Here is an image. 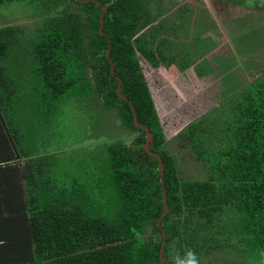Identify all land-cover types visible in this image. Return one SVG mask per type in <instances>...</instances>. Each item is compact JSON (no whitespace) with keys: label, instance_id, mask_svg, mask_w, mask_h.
<instances>
[{"label":"trees","instance_id":"obj_1","mask_svg":"<svg viewBox=\"0 0 264 264\" xmlns=\"http://www.w3.org/2000/svg\"><path fill=\"white\" fill-rule=\"evenodd\" d=\"M12 1L0 0V7ZM21 1L50 13L27 35L18 24L0 25V264H174L186 249L200 264H264V76L238 87L239 98L223 108L226 120L216 109L211 117L197 114L171 140L135 43L148 44L161 25L174 34L178 14H192L190 3L99 0L107 6L102 33L103 7L94 0ZM163 16L169 20L159 25ZM109 41L121 91L164 163L168 263L160 258L158 159L144 150L146 132L117 91ZM166 41L162 36L158 54L145 48L153 61L170 57ZM76 85L83 92L93 86L105 104L117 105L130 132L106 146L90 174L53 137ZM179 138L206 165V179L182 176L168 145Z\"/></svg>","mask_w":264,"mask_h":264},{"label":"rangeland","instance_id":"obj_2","mask_svg":"<svg viewBox=\"0 0 264 264\" xmlns=\"http://www.w3.org/2000/svg\"><path fill=\"white\" fill-rule=\"evenodd\" d=\"M168 1L172 3V0ZM246 3L248 6L243 4L230 6L229 3L222 0H207L203 6L201 0H191L192 14L176 19L183 23L175 36L178 39L171 38L170 50L172 52L166 61L157 60L152 63L149 56L146 55L144 48L156 49L157 52L154 43L146 44L142 41L135 43L158 106L160 118L166 123L165 127H169V130L172 131L170 132L168 129L165 131L168 139L172 140L177 137L176 135L172 138L173 132L183 129L192 120L187 121V117L189 119L191 116H195L191 115L192 110L187 106L192 104V100L196 102V94L201 101L203 96L199 98L200 93L208 85L203 82L197 84L194 81V76L190 73L183 78V70L175 64V55L176 53H185L183 47L185 44H190L192 40L200 42L198 47L194 49V54L197 57L207 48L212 49L217 44L227 43L226 39L230 40L237 36L235 43L239 46V52L242 54L245 49L252 50V53L249 52V54H253V61L256 60L254 62L255 67L261 63L258 61V57L264 59V0H246ZM220 4L228 7H219ZM44 8L46 7L41 6L38 11L35 4L21 0L9 2L0 7V25L18 24L25 29L26 35L30 32L33 33L35 27L45 21L47 14L50 13L48 9L42 12ZM183 25L184 27H182ZM171 32L169 30L168 35ZM167 39L170 40V38ZM249 41L252 45L248 44ZM228 47L230 46L228 45ZM215 50L216 47L211 52ZM225 55L231 58L235 56L229 50L225 52ZM146 58H148L147 61ZM189 58L192 59L187 55L185 61L188 62ZM235 63H237L236 60L231 64L234 65ZM189 64L184 63V66ZM240 68L243 66L240 65ZM186 80L188 82L183 83ZM157 83L162 86L159 88ZM91 89L92 91L83 92L79 86L74 87V98L69 100V103L65 105V110H62L61 124L57 126V132L53 135L54 140H58L56 142L60 144L59 150L66 153L71 152L75 156L74 159L85 170H88V174H90L91 168L95 172L98 171L97 167L101 160L97 161V158L105 155L106 146L116 141H123L130 134L123 125L117 105H112L110 102L105 104L99 99L98 90H95L93 86ZM177 90H179L178 93ZM225 95H228V99H231V96L233 99H238V88L233 87L232 93ZM190 96L191 98L185 101ZM220 108L216 106L217 112L222 111L219 110ZM213 110L215 109L209 107V111L205 114H199L198 118L211 117ZM223 112L227 113L224 109ZM169 121L174 124H167ZM174 141H170L168 145L172 152L179 155L178 162L182 176L187 179H206L208 177L207 167L194 149L187 148L188 141H182L180 138L178 141ZM242 255L255 256L247 252L242 253Z\"/></svg>","mask_w":264,"mask_h":264},{"label":"crops","instance_id":"obj_3","mask_svg":"<svg viewBox=\"0 0 264 264\" xmlns=\"http://www.w3.org/2000/svg\"><path fill=\"white\" fill-rule=\"evenodd\" d=\"M182 23L183 22L179 21V27L182 25ZM182 27H184V25ZM178 28L172 35L175 39H178L177 37H175ZM236 37L230 40L226 39L227 43L217 44L215 46V51L211 52V50L215 47L212 49L210 47L207 48L197 57L194 54V49H196L198 47V44L200 43L197 42L198 40H192L190 44H185L183 46L185 53H176L174 62L179 69H181V65L182 67L184 66V63H190L183 68V78L187 77V74L190 73L192 76H194V81L197 84H200L202 82L205 85L208 84L205 90H202L200 93L199 98L203 96L202 100L199 101L196 94V102L192 100V104L190 106H187L190 110H192L191 115L196 116L197 114L201 113L205 114L209 111V107L211 109H216L217 106L228 109L231 99H228V95L225 94L230 95L233 91V87L237 89L241 86L242 88L243 86L250 85L258 78L264 76V59H260L258 57V61H261V63L255 67L254 62L256 60L253 61V54H249V52L252 53V50L245 49L241 54L239 52V46L235 43L237 42ZM248 44L252 45L251 41H249ZM228 45L230 47H228ZM227 50L231 51V54L235 56L231 58L230 56L225 55V52H227ZM187 55L192 58H189L187 60L188 62L185 61ZM234 60H236L237 63L232 65L231 63ZM240 65H242L243 68H240ZM187 82L188 80L183 81V83ZM190 98L191 96L185 99V101L189 100ZM219 114L223 117V119L221 120H226L228 117V115L223 113L222 111L219 112ZM195 116H191V118L189 119L187 117V121ZM169 123L174 124L172 121H169Z\"/></svg>","mask_w":264,"mask_h":264},{"label":"water","instance_id":"obj_4","mask_svg":"<svg viewBox=\"0 0 264 264\" xmlns=\"http://www.w3.org/2000/svg\"><path fill=\"white\" fill-rule=\"evenodd\" d=\"M84 1H88V0H84ZM94 1L100 3L102 5V7H103V11L101 12V16H100L101 17L100 30L102 31V33H104L103 32V27H104V23H105L104 15H105V13L107 11V6L104 5V4H102L99 0H94ZM110 42L111 41H109V47H108V50H107V56H108V58L110 60V64H111V73L118 79L117 91H118L119 95L122 98H124V99H126V100L129 101L130 106L132 108L135 125L138 128H141V129L145 130V132H146V141L143 144L144 150L147 151L151 156L156 157L158 159L159 172H160V182H161L162 187H163V203H164L163 212H162L161 216H159L158 221H157L159 230L162 233V238H163L162 244H161V249H160V258H161V261L163 263H168V260L164 256V249H165L166 242H167V235L165 233L164 228L162 227V219L167 215V213L169 211V204H168V198H167V190L165 188V180H164V163H163L162 156L160 155V153L154 152L153 150H151L150 145L154 141V135H153V133L151 132V130H150L149 127H147L144 124L140 123L139 118H138L137 113H136V110H135L134 104L121 91L122 79L120 78V76H117L115 74V66H114L113 60L111 59V56H110V52H111V43Z\"/></svg>","mask_w":264,"mask_h":264},{"label":"flooded vegetation","instance_id":"obj_5","mask_svg":"<svg viewBox=\"0 0 264 264\" xmlns=\"http://www.w3.org/2000/svg\"><path fill=\"white\" fill-rule=\"evenodd\" d=\"M185 3H190V8H191V0H181V1H179V4H178V6H180V5H182V4H185ZM201 3H202V5L203 6H205V3H207V0H201ZM178 6H177V8H178ZM190 12V14H191V11L190 10H188L187 12H184V13H179L178 14V16L177 17H180V16H185V15H188V13ZM168 17H170V15H167ZM168 17H165V16H163V17H161L160 18V20H158L157 21V23L159 24V25H161V23H162V21L163 20H165V18H168ZM176 17V18H177ZM172 18V20H174L175 18H174V16H172L171 17ZM168 20H169V18H168ZM170 24V23H169ZM169 24H167V27L169 26ZM148 31H150L148 34H149V36H151V34H152V31L151 30H149V29H147ZM158 31L159 32H157V33H159V34H157V33H155V35L148 41V43H154L155 44V47L157 48V47H160L159 46V41H161L162 40V36H167V38H170V40L169 41H166V44L168 43V42H172V39L171 38H173V33L171 34L170 33V35H168V29H166L165 27H163L162 25H161V27L160 28H158ZM160 36V37H159ZM159 39V40H157V39ZM145 49V48H144ZM145 51H146V55L147 56H149L148 55V51H147V49H145ZM153 52H155V53H157L158 52V49H157V52H156V49L155 50H153ZM171 50H166V55L167 54H171ZM149 58L151 59V62L153 63V62H155V61H153V59L149 56ZM148 60V58H146V61ZM141 61V60H140ZM142 63V62H141ZM143 65V64H142ZM147 65H148V63H147ZM143 68H144V66H143ZM144 72H145V70H144ZM145 76H146V74H145ZM146 79H147V76H146ZM147 81H148V79H147ZM148 84H149V82H148ZM158 84V83H157ZM150 86V85H149ZM162 85L161 84H158V87L160 88ZM151 89V88H150ZM152 91V90H151ZM153 93V92H152ZM167 124H169L170 125V123H167ZM169 128V127H168ZM178 132V131H177ZM177 132H174L173 134H177ZM179 133V132H178ZM174 136V135H173Z\"/></svg>","mask_w":264,"mask_h":264},{"label":"clouds","instance_id":"obj_6","mask_svg":"<svg viewBox=\"0 0 264 264\" xmlns=\"http://www.w3.org/2000/svg\"><path fill=\"white\" fill-rule=\"evenodd\" d=\"M174 264H200V260L194 250L186 249L183 256H176Z\"/></svg>","mask_w":264,"mask_h":264}]
</instances>
